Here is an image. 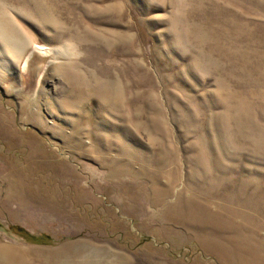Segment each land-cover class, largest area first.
<instances>
[{
    "label": "rangeland",
    "instance_id": "1",
    "mask_svg": "<svg viewBox=\"0 0 264 264\" xmlns=\"http://www.w3.org/2000/svg\"><path fill=\"white\" fill-rule=\"evenodd\" d=\"M0 264H264V0H0Z\"/></svg>",
    "mask_w": 264,
    "mask_h": 264
}]
</instances>
